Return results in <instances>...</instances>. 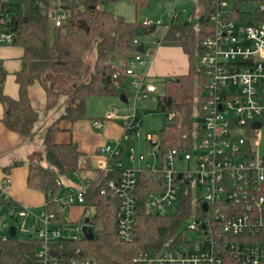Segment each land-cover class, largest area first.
I'll return each mask as SVG.
<instances>
[{"label": "built area", "instance_id": "obj_1", "mask_svg": "<svg viewBox=\"0 0 264 264\" xmlns=\"http://www.w3.org/2000/svg\"><path fill=\"white\" fill-rule=\"evenodd\" d=\"M15 1L0 0V46L14 43ZM206 11L207 33L199 41L197 55L201 82L196 114L201 127L193 131L191 145L162 150L160 133L148 132L146 151H138L142 132L137 108L130 115L110 109L104 118L120 119L124 127L121 139L101 148L107 157L102 168L120 172L119 178L108 180L101 192L120 200L116 229L122 241L131 242L135 236L136 190L141 174L146 173L155 184L146 193L150 211L173 212L183 196L190 195L192 200L186 218L191 220L185 229L188 238L158 253H148L144 258L147 264H227L228 260L234 264H264V0H206ZM182 13L174 7L172 18L182 17ZM48 18L60 27L67 21L68 12L59 2L48 10ZM162 24L161 19L142 22L143 27L159 28ZM134 43L139 45L141 41L135 39ZM152 54L145 44L143 52L113 65L114 83L121 88L125 77L135 99L159 94L158 84L138 70ZM167 116L172 120L175 113L168 112ZM102 123L95 121L96 127ZM124 158L131 165L126 166ZM177 161H186L188 168L177 167ZM87 187L70 188L57 197L58 215L45 208L46 203L36 213L12 199L0 185V212L15 221L31 217L29 227L35 233L30 234L41 242L37 255L42 264H61L54 246L66 239L85 238L84 228L91 226L95 208L85 203ZM77 205L84 207L85 220L73 224L65 212ZM65 229L75 230L77 236H65ZM72 264L91 262L73 257Z\"/></svg>", "mask_w": 264, "mask_h": 264}, {"label": "trees", "instance_id": "obj_2", "mask_svg": "<svg viewBox=\"0 0 264 264\" xmlns=\"http://www.w3.org/2000/svg\"><path fill=\"white\" fill-rule=\"evenodd\" d=\"M115 1L119 0H17L14 3V44L24 48V56L23 67L16 78L20 85L18 99L3 93L5 73L1 74L0 101L7 109L4 123L30 140L40 119L28 91L35 81H39L46 90V110L62 111L46 128L42 155L28 161V185L42 191L46 196L45 208L59 215L56 198L71 188L61 182L60 175H80L79 185H88L84 192L85 203L95 208L90 221L95 238L66 239L56 244L54 247L61 264H72L73 257L89 260L91 264H147L144 258L148 253H158L167 245L176 246L188 238L182 227L190 214V195L183 196L176 211L165 214L150 211L146 193L154 189L155 184L143 173L136 190L138 211L135 236L131 242L122 241L116 229L120 200L110 193L101 192L108 180L119 178V170L104 169L99 170L93 178L82 177L80 162L83 153L76 143H54L51 140L52 133L59 129L58 124L62 120L74 123L87 118L88 97L132 96L125 77L121 79V88L114 83L113 65L117 61L129 60L139 52L136 50L138 45L134 43L135 39H141L135 33L136 27H141L144 34L153 33L158 28L143 27L142 23L128 21L105 8L106 4ZM133 1L136 9L150 3V0ZM59 2L68 12V18L62 26L55 27L48 18V10ZM199 2L200 10L191 18H172L160 41L164 45L181 46L190 59L187 74L158 80L163 84L164 92L156 96L157 109L167 115L168 112L175 113L172 120L167 116V123L160 132L162 150L189 147L193 131L201 127V119L196 114L200 104L201 77L195 59L199 41L207 33V11L206 0ZM243 17L248 16L243 14ZM261 18L264 19V15ZM194 19L201 24V30L196 29ZM92 48H96V59L89 79H86L83 68ZM185 134L187 137H184ZM128 144L124 143L123 146ZM43 159L49 162V167L43 164ZM16 164L18 162L5 170ZM59 218L60 224H63L62 217ZM40 247L41 242L34 234H18L5 239L0 237V264H42L37 255ZM227 264L234 263L228 260Z\"/></svg>", "mask_w": 264, "mask_h": 264}, {"label": "crops", "instance_id": "obj_3", "mask_svg": "<svg viewBox=\"0 0 264 264\" xmlns=\"http://www.w3.org/2000/svg\"><path fill=\"white\" fill-rule=\"evenodd\" d=\"M163 37L162 35L160 36L158 44L155 47L149 45L153 50V54L151 58L146 59L145 63L138 68L140 72L148 74L150 80L156 83L160 79L187 74L190 70V59L184 49L181 46L162 44L160 41ZM140 41L143 42L141 39ZM92 54L93 66L91 71L96 59V53ZM23 56L24 48L19 44L13 43L0 46V79L1 74L5 73L2 89L3 93L12 99H18L20 96V85L16 78L17 73L23 67ZM90 74L86 76L83 70L84 78L89 77ZM28 91L33 107L40 113L37 127L43 128L50 122L55 121L58 113L54 114L52 110H46L47 93L43 85L39 81H35L29 86ZM120 97L124 102H127L131 95L125 96L124 94ZM6 115V106L0 101V185L5 187L8 194L16 202L26 205L33 210L39 209L42 211L46 203V196L42 191L31 188L28 185V161L35 158L36 152H44L43 139H38L37 142L30 141L21 134L9 129L4 123ZM58 127L59 129L51 135L52 142H74L83 154L88 155L80 162L81 174L85 172L84 177L86 178H93L97 176L99 170H104L102 165L106 162L107 157L101 153V148L107 142L121 139L124 133V127L120 119L107 120L105 123H102L100 127H97L102 129V135L96 137L92 134L88 137V132L90 133L92 129L88 117L74 123L62 120L58 124ZM123 161L124 164L125 162L130 163L125 158ZM16 162L18 164L12 166L9 170H5L6 167ZM80 186L79 184H73L70 187L78 188ZM84 211L83 206H72L71 215L65 216L70 223L80 222Z\"/></svg>", "mask_w": 264, "mask_h": 264}, {"label": "rangeland", "instance_id": "obj_4", "mask_svg": "<svg viewBox=\"0 0 264 264\" xmlns=\"http://www.w3.org/2000/svg\"><path fill=\"white\" fill-rule=\"evenodd\" d=\"M200 0H150L148 6L140 7L136 9L135 3L133 0H119L111 2L105 5V8L111 10L116 15L124 17L128 21H138L142 23L144 20H162V25L153 33L144 34L141 36V40L146 45H151L155 47L158 44L160 36L166 34V28L169 27L172 20V12L174 7L179 11H182V18L189 19L192 14H197L200 8ZM185 9V11H183ZM195 26L197 30H201V24L194 19ZM92 53H96V48H92L87 56L86 63L84 65L85 75H89L93 66ZM195 64H198V58L195 59ZM86 79H89L87 77ZM159 87V94L164 92V86L161 82H157ZM139 110L141 117L140 130L142 135L137 143L138 151H146L145 136L148 132L150 133H160L167 123V113L157 109V97L155 95H150L147 98L135 99L133 96L129 98V101L124 102L120 96H90L87 99L86 115L88 121L92 125L90 133L88 132V137L92 134L93 136H101L102 129H99L95 126V121H101L105 123L107 120L105 118V113L108 109H117L120 114L130 115L133 113L134 109ZM54 114L58 113L61 115L62 111L53 110ZM117 120V119H116ZM54 122V121H53ZM50 122L49 124H51ZM48 124V125H49ZM43 128L36 127L34 132L31 134L30 141L42 140L47 126ZM94 125V126H93ZM43 143V142H42ZM35 158L40 157L42 153L39 151L36 152ZM88 156L87 154H82L81 161ZM45 166H50L49 162L46 159L42 160ZM126 166L131 165V163H126ZM177 167L187 169L188 163L186 161H177ZM85 172L81 174L84 177ZM60 179L65 186H71L73 184H80V175H60ZM37 213L40 212L39 209H34ZM65 215H71V207H68ZM85 217L82 216L80 221H84ZM31 217L25 219H19L15 221L6 213L0 212V236L9 235V227L11 225H16L18 227V234H30L35 233L34 229L30 228ZM191 220H186L182 229H186L187 225ZM6 223L9 224V227L6 226ZM75 224V222L73 223ZM65 236H77V232L73 229H65L63 231Z\"/></svg>", "mask_w": 264, "mask_h": 264}, {"label": "water", "instance_id": "obj_5", "mask_svg": "<svg viewBox=\"0 0 264 264\" xmlns=\"http://www.w3.org/2000/svg\"><path fill=\"white\" fill-rule=\"evenodd\" d=\"M203 20V18H201ZM135 33L139 36H142L144 35V31L141 27H136L135 28ZM144 48H145V43L144 42H141L136 50L139 51V52H143L144 51ZM90 221V218H86V222L89 223ZM30 226V225H29ZM84 233H85V237L89 240H93L95 238V233L92 229L91 226L87 227L85 226L84 228ZM31 235V234H30ZM17 236V226L16 225H11L9 227V237H16Z\"/></svg>", "mask_w": 264, "mask_h": 264}]
</instances>
